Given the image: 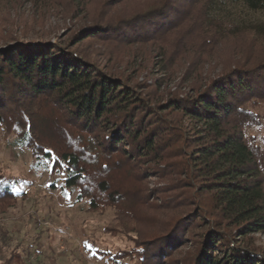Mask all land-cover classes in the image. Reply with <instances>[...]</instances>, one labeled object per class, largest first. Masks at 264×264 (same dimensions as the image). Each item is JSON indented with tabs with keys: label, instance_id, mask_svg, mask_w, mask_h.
I'll use <instances>...</instances> for the list:
<instances>
[{
	"label": "trees",
	"instance_id": "trees-1",
	"mask_svg": "<svg viewBox=\"0 0 264 264\" xmlns=\"http://www.w3.org/2000/svg\"><path fill=\"white\" fill-rule=\"evenodd\" d=\"M0 6H26L32 18L30 26L0 34V133L36 166L61 175L65 188L77 189L89 211L112 208L117 230L135 234L128 250L100 252L102 259L264 264V248L254 240L264 233V136L257 134L264 49L248 44L242 59L199 79L201 63L226 41L246 32L264 37V22L246 26L238 18L264 14V0ZM52 19L74 30H44ZM179 67L189 80L171 91L163 81ZM144 69L161 76L138 81ZM17 193L0 171V214L16 205ZM22 260L13 252L0 264Z\"/></svg>",
	"mask_w": 264,
	"mask_h": 264
},
{
	"label": "rangeland",
	"instance_id": "rangeland-1",
	"mask_svg": "<svg viewBox=\"0 0 264 264\" xmlns=\"http://www.w3.org/2000/svg\"><path fill=\"white\" fill-rule=\"evenodd\" d=\"M28 10L24 6L18 12H8L0 6L1 36L22 27L17 26L19 23L30 26L32 18ZM238 18L246 26L264 22V14L245 11L239 13ZM72 25L52 19L45 21L43 29L52 31L59 27L61 30L58 31L62 34L66 28L74 30ZM38 26L35 25L36 28ZM48 31H44L46 35ZM19 32L16 35L23 38ZM238 36L221 45L209 62L201 63L200 80L217 74L231 60H238L233 57L242 59L248 44H255L258 51L264 49V37H255L247 32ZM145 65L143 63L142 67ZM183 70L184 67H179L173 76L163 81L171 91L183 78ZM141 73L138 81L146 79L150 82L152 76H161V73L150 76L146 74V69ZM181 80H189V75ZM257 134L264 136V122ZM0 171L18 191L16 205L6 214H0V259L18 252L23 258L21 264H110L102 259L100 252L114 254L131 247L130 239L135 234H124L117 230L112 208L89 211L88 201L77 198V189L65 188L61 175L49 174L46 168L36 166L30 154L18 146L13 137L1 133ZM155 182L152 179L148 185L154 186ZM254 240L257 246L264 248V233L256 234Z\"/></svg>",
	"mask_w": 264,
	"mask_h": 264
}]
</instances>
